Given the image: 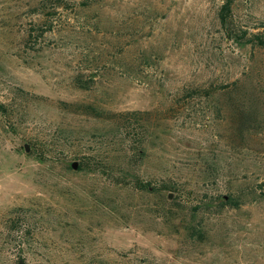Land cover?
I'll list each match as a JSON object with an SVG mask.
<instances>
[{"label": "rangeland", "instance_id": "374dc122", "mask_svg": "<svg viewBox=\"0 0 264 264\" xmlns=\"http://www.w3.org/2000/svg\"><path fill=\"white\" fill-rule=\"evenodd\" d=\"M221 5L0 0V264H264V0Z\"/></svg>", "mask_w": 264, "mask_h": 264}, {"label": "trees", "instance_id": "16d2710c", "mask_svg": "<svg viewBox=\"0 0 264 264\" xmlns=\"http://www.w3.org/2000/svg\"><path fill=\"white\" fill-rule=\"evenodd\" d=\"M236 0H222V5L220 7V11H219V20L221 22V24L223 26H226L230 23V17L232 14V10H233V6ZM258 31L255 34H250L248 35L247 31H243L242 36H243V40H245L246 36L248 35L249 38L246 39V42L250 43V44H254V45H259L261 47H264V23H259V25L257 27H255ZM0 110L1 112H4V106L0 105ZM32 149L30 147V153L29 155L32 154H36V148H37V143L32 144ZM41 147H39L40 152L38 153V157L36 158V160L38 162H49L52 161V159L54 158V156L51 154V152L49 150H51L52 146L50 144H46L44 143L43 145L40 144ZM49 146V147H48ZM42 147L47 148V151H44L42 149ZM90 158L89 157H84L82 156L80 158V162L78 163V167H77V171H81L82 168L88 164H90ZM105 158L103 157V154L99 153V152H95L93 155V162H103L105 163ZM69 168L72 169L71 165H68Z\"/></svg>", "mask_w": 264, "mask_h": 264}, {"label": "water", "instance_id": "95a60500", "mask_svg": "<svg viewBox=\"0 0 264 264\" xmlns=\"http://www.w3.org/2000/svg\"><path fill=\"white\" fill-rule=\"evenodd\" d=\"M24 149H25V151L27 152V151H28V146H27V145H25V146H24ZM71 166H72V169H74V170H75V169L77 168V163H76V162H74V163H72V165H71Z\"/></svg>", "mask_w": 264, "mask_h": 264}]
</instances>
